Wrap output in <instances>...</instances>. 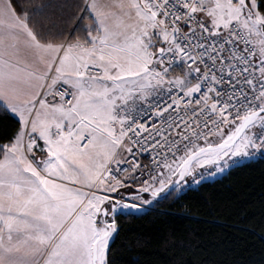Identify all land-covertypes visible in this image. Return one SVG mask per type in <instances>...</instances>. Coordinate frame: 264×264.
Wrapping results in <instances>:
<instances>
[{"label":"snow or ice","instance_id":"1","mask_svg":"<svg viewBox=\"0 0 264 264\" xmlns=\"http://www.w3.org/2000/svg\"><path fill=\"white\" fill-rule=\"evenodd\" d=\"M254 165L264 0H0V264H187L178 227L146 258L123 225L216 211L205 192ZM260 195L230 264H264Z\"/></svg>","mask_w":264,"mask_h":264},{"label":"trees","instance_id":"2","mask_svg":"<svg viewBox=\"0 0 264 264\" xmlns=\"http://www.w3.org/2000/svg\"><path fill=\"white\" fill-rule=\"evenodd\" d=\"M264 189V167L254 165L236 171L228 177L222 185L214 186L205 192V196L213 199L220 207L216 211H209L206 205L189 202L188 212L175 209L178 216L187 217L177 225L164 224L157 219H131L123 225L117 246L125 252L124 245L140 233L151 234L152 243L145 249V257L155 254L159 244L156 233L160 228L178 227L179 234L197 245L199 255L189 251L179 250V256L192 264L193 260L201 257L222 261L230 264L234 254L241 251L248 236V230L253 227L259 231V200ZM246 209V218L241 217L237 209Z\"/></svg>","mask_w":264,"mask_h":264}]
</instances>
